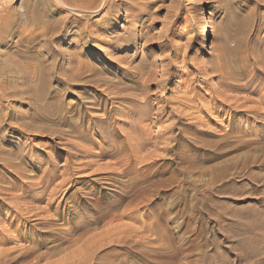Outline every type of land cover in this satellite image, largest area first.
<instances>
[{"label":"rangeland","instance_id":"obj_1","mask_svg":"<svg viewBox=\"0 0 264 264\" xmlns=\"http://www.w3.org/2000/svg\"><path fill=\"white\" fill-rule=\"evenodd\" d=\"M218 96L264 99V0H0V264H254L237 221L263 199L239 190L264 188V120L216 145L196 131Z\"/></svg>","mask_w":264,"mask_h":264},{"label":"bare ground","instance_id":"obj_2","mask_svg":"<svg viewBox=\"0 0 264 264\" xmlns=\"http://www.w3.org/2000/svg\"><path fill=\"white\" fill-rule=\"evenodd\" d=\"M65 4V3H64ZM63 5V4H62ZM202 18H203V23L204 24H208L209 23V20L207 18V15L205 14V11L203 12L202 14ZM34 21V20H33ZM36 22V21H35ZM74 24V22H71ZM78 27V25L76 26ZM210 33V28L209 26H206L205 30H204V33H203V38L204 39H207V36L209 35ZM167 56V54H164V56L160 57V60L162 59H165ZM82 65H80V69ZM84 67V66H83ZM119 70V69H118ZM165 71V70H163ZM124 76V75H123ZM135 77H152L151 75H147V72L144 70H139L138 73L136 75H134ZM144 86V85H143ZM54 99H56L54 97ZM118 100H121V98L119 97H114L113 101L116 102V103H119L120 101ZM216 105H219L218 103H220L222 106H218V107H213V110L212 112H214L213 114L217 115L216 117H212V116H209L208 117V122H211V123H215L216 125V128L212 131H209V130H197L196 133L200 136H210L212 138L215 139L214 143L216 145L218 144H222V143H227L229 141L227 140H230V139H233V138H239L240 136H244L243 134H246L248 135L247 133L245 132H242L241 129H239V126L241 125H250V123L253 121V119L255 118L256 120H254L256 122V125L257 126H260L262 125L261 123V118H262V121L264 120V99H260V102L258 106H255V107H252V108H248L245 106V104H240L239 103V100L235 102H231L229 101L228 99H226L225 97H216ZM122 102V100H121ZM126 102V101H124ZM139 104V103H138ZM141 104V103H140ZM54 106V105H53ZM76 106V107H74ZM136 106V105H135ZM145 107H148V102L146 103H142V105H140V108L137 106L134 107L132 109V112H134V114L137 113L138 118H139V121H143V122H149L150 119L149 118H146L145 115L148 117V113L145 112V110H143ZM222 107V108H221ZM227 107L229 109H227ZM60 109V108H59ZM148 109V108H147ZM68 110L67 111V115H72V114H78L80 117H82V119H84L85 117H87L88 113L85 111V108H77V101L74 102V103H69L68 105ZM58 112L57 111V106L56 107H53L51 109V112ZM156 111L158 112H161L162 111V108L161 106L157 107L156 108ZM211 111V110H210ZM228 111H231L232 114L231 116H229L228 114ZM148 112V111H147ZM60 113V112H58ZM211 113V112H210ZM148 114V115H147ZM61 116L60 120L59 121L60 123H64V124H71V125H74L73 124V121H71L68 116ZM136 115V116H137ZM145 117V118H144ZM219 117H223L222 119L218 120ZM78 118V117H77ZM173 118V115H170L168 118H167V121H170L171 119ZM174 119V118H173ZM205 119V118H204ZM260 119V120H259ZM138 120V119H137ZM100 121V120H99ZM103 121V120H102ZM138 121V122H139ZM152 121V120H151ZM155 123L159 120H154ZM81 122V121H80ZM184 120H182V118L179 116L178 118H176V120H174L173 125L174 128L175 126H178L180 124H183ZM231 124V128L230 129H225L227 132H223V124ZM254 123V122H253ZM264 123V122H263ZM63 124V125H64ZM81 124V123H80ZM83 124V122H82ZM194 121L191 120V122L188 123V125L190 127H194ZM255 124V123H254ZM80 126V125H79ZM240 126V127H241ZM172 127V126H171ZM211 127V126H210ZM71 128V127H70ZM170 127H168L169 129ZM76 129V128H75ZM167 129V130H168ZM74 130V129H73ZM72 130V131H73ZM166 130V131H167ZM171 130V128H170ZM196 130V129H195ZM246 131V130H245ZM223 132V133H222ZM256 136V135H255ZM198 137V136H197ZM247 137V136H246ZM253 136H251L252 138ZM257 138V136L255 137ZM182 139V138H181ZM204 139V138H203ZM212 139V140H214ZM243 139V138H242ZM241 139V140H242ZM249 139V138H248ZM254 139V137H253ZM259 139V138H258ZM205 140V139H204ZM238 139H236L237 141ZM240 140V139H239ZM239 141L240 143H244L246 144L247 141ZM260 140V139H259ZM206 141V140H205ZM227 141V142H226ZM232 141V140H230ZM251 141V140H250ZM255 141V140H254ZM238 142V141H237ZM249 142V141H248ZM254 143V142H253ZM252 143V144H253ZM257 143V142H256ZM259 143V142H258ZM230 144V143H229ZM235 144V143H234ZM248 144V143H247ZM255 144V143H254ZM190 145V144H189ZM250 145H248L249 147ZM192 147V146H190ZM196 147V146H195ZM248 147H244L245 149H247ZM199 148V147H198ZM222 149H219L218 151L214 152V153H211V156H210V160H218V159H224L226 155H228L230 153L231 150H237V149H241V147L239 148V144L238 146L237 145H228V146H223L221 147ZM199 153H202L204 151L201 152V150H199ZM212 151V150H211ZM238 151V150H237ZM210 152V151H209ZM232 152V151H231ZM193 153V151H192ZM208 154V153H207ZM231 154V153H230ZM197 155V154H196ZM201 157V156H200ZM200 157L198 156V159H200ZM94 158V157H93ZM195 159V158H194ZM193 159V160H194ZM197 159V158H196ZM195 159V160H196ZM206 160V159H205ZM205 160L203 162H205ZM197 162H199L197 160ZM214 162V161H213ZM217 162V161H216ZM208 163V162H207ZM212 163V162H211ZM205 164V163H204ZM122 165V164H121ZM255 165V164H254ZM252 165L248 166L251 167ZM247 167V166H246ZM225 167H221L219 166L218 164L213 166L211 169L213 170V174H214V180L217 182V181H232V180H236V178H239L241 176H245V175H241V173H238L237 171H233L232 173H228V170L227 169H224ZM261 168V167H260ZM263 168V167H262ZM242 169V168H241ZM258 169V168H257ZM259 170V169H258ZM239 171V170H238ZM261 171V169H260ZM63 172V171H62ZM241 172V171H240ZM261 175V174H260ZM74 176V175H73ZM250 180L252 181H255L257 182L258 181V178H259V175H256V174H248L247 175ZM62 177H64L62 175ZM246 177V176H245ZM262 177V176H261ZM52 178V177H50ZM242 178V177H241ZM65 179V178H64ZM66 181V179L64 180V182ZM230 181V182H231ZM244 181V180H243ZM52 182V180H51ZM251 182V181H250ZM264 185V180L262 181ZM43 183V182H42ZM55 183V181H54ZM60 184V183H59ZM63 184V183H62ZM60 184V186L62 185ZM229 184V183H228ZM237 184V183H236ZM227 185V183H226ZM225 185V186H226ZM240 185V184H238ZM249 185V184H248ZM247 183L241 185V190H239V194L241 195H246L247 193L249 194V196L247 197H253V198H256V199H263V202L260 206H258L257 204L256 205H249V206H245V208L242 209L241 212H239L240 216H239V221L237 222H241L242 223V226H240L241 228L237 231L238 234L241 236H245V241L246 240H249L248 241V246H245L246 244H244V239L242 240L243 242L241 243H237L238 246L237 249H243V253H241V260L240 262H244V260H249L251 258H254L256 259V262H254V264H264V188L262 187H257V188H247ZM255 185V184H254ZM60 186H59V189H60ZM222 186V185H221ZM237 186V185H236ZM58 187V185H57ZM62 187V186H61ZM228 187V186H227ZM234 187V186H233ZM232 187V188H233ZM240 187V186H239ZM251 187V186H250ZM63 188V187H62ZM210 188V187H209ZM212 192H215V193H218V194H225L227 193V189L224 188V187H215V185H213L212 187ZM44 192V191H43ZM26 194V193H25ZM39 195V194H38ZM54 195V194H53ZM56 195V194H55ZM53 196V197H56V196ZM30 196V195H29ZM58 197V196H57ZM148 198V197H147ZM52 201L54 200L53 198H51ZM142 199V198H141ZM148 200V199H147ZM138 201V200H137ZM142 202V201H141ZM139 202V204L141 203ZM137 203V202H136ZM59 204V203H58ZM138 204V203H137ZM138 204V206H139ZM50 207H51V202L50 204H48ZM46 206V205H45ZM61 206V205H60ZM136 206V207H138ZM26 207V206H25ZM59 207V206H58ZM139 208V207H138ZM24 209V208H23ZM136 209V208H134ZM133 209V210H134ZM60 210V209H58ZM21 211V210H20ZM27 211H28V208H27ZM31 212V211H30ZM59 212V211H58ZM57 213V212H56ZM135 213V212H134ZM21 214V213H20ZM52 215V214H51ZM50 216V215H49ZM56 216V215H55ZM54 216V219L57 217ZM203 216V215H202ZM201 216V217H202ZM235 217V215H234ZM51 218V217H50ZM53 218V217H52ZM51 218V219H52ZM59 218V217H58ZM237 218V217H235ZM201 219V218H200ZM236 223V222H235ZM237 226V225H236ZM121 229V228H120ZM235 229V228H234ZM125 231V228L123 229ZM129 230V229H128ZM132 230V229H131ZM120 232V230H119ZM122 232V231H121ZM118 233V232H117ZM122 237V236H121ZM199 238V237H198ZM242 239V238H241ZM240 242V241H239ZM201 248V247H200ZM205 250V249H204ZM203 253V252H202ZM205 253V252H204ZM207 255V254H206ZM203 256V255H202ZM205 256V255H204ZM198 257V256H197ZM200 259V258H199ZM197 260V262L194 264H201L200 263V260ZM203 259V257H202ZM196 261V260H195ZM239 263V262H238ZM240 264V263H239Z\"/></svg>","mask_w":264,"mask_h":264}]
</instances>
